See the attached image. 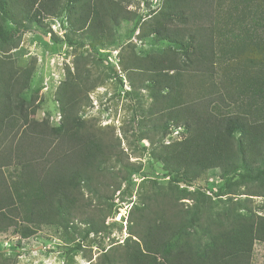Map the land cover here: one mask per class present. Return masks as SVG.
<instances>
[{
  "label": "trees",
  "instance_id": "1",
  "mask_svg": "<svg viewBox=\"0 0 264 264\" xmlns=\"http://www.w3.org/2000/svg\"><path fill=\"white\" fill-rule=\"evenodd\" d=\"M14 3L29 22L39 23L30 17L36 5L51 17L73 13L71 26L95 42L105 28L124 19L113 0ZM9 5V0H0V13L13 24L9 29L0 22V234L19 221L65 227L86 207L83 190L102 197L110 188L105 172L117 156L109 140L80 121L81 84L75 79L61 90L66 95L60 99L58 127L32 118L35 110L25 105L22 94L34 68L17 70L8 54L30 30L11 14ZM141 28V38L157 33L181 47L193 44L191 52L169 50L147 57L133 50L124 65L130 83L137 75L142 88H149L150 116H158L162 127L184 129L188 137L153 153L176 186L143 195L124 250L112 249L117 261L251 264L254 242H264V218L230 210L206 218L211 206L198 182L213 170L228 182H264V46L257 49L264 44V0H165L159 19ZM10 168L17 170L15 179L5 173ZM139 172L133 167L129 176ZM179 184L198 190H180ZM183 200L194 204L181 209ZM104 223L102 218L85 220L84 237L106 231ZM0 264L16 262L0 252Z\"/></svg>",
  "mask_w": 264,
  "mask_h": 264
},
{
  "label": "rangeland",
  "instance_id": "2",
  "mask_svg": "<svg viewBox=\"0 0 264 264\" xmlns=\"http://www.w3.org/2000/svg\"><path fill=\"white\" fill-rule=\"evenodd\" d=\"M14 1L9 0L11 14L30 31L22 35L19 47L8 54L17 70L34 68L22 94L25 105L35 110L32 118L38 122L48 120L51 127H58L60 99L66 95L61 90L75 79L81 84L80 121L87 129L109 140L117 156L107 166L104 182H109L110 188L102 197H93L88 190H83L86 207L82 206L65 227L19 221L16 227L0 234V252L16 264H119L118 254L112 249L119 253L124 250L136 217L135 206H141L143 195L176 186L153 153L159 152L163 145L182 142L188 137L184 129L172 125L162 127L163 121L158 116H150L153 98L149 88H142L137 75L134 83H130L124 65L133 50L138 56L147 57L169 50L191 52L193 44L188 42L181 47L157 33L140 37L141 25L159 19L165 0H113L119 3L124 19L118 26L105 28L96 42L71 26L70 20L75 14L64 12L59 17H51L44 11L38 12L36 5L30 17L36 16L39 23L29 22L23 19ZM62 2L65 4L68 0ZM228 7L229 4H224L225 9ZM0 22L6 28L13 27L2 13ZM251 48L255 51L256 45ZM133 167L140 172L130 177ZM16 172L10 168L5 173L15 179ZM198 184L211 206L206 218H215L225 210L244 217L264 218L263 180L236 178L228 182L219 170H213ZM178 188L188 192L198 190L184 184ZM182 203L184 210L194 204L189 200ZM90 218L104 219L107 229L86 239L85 220ZM104 254L109 257L101 259ZM251 264H264L263 241L254 242Z\"/></svg>",
  "mask_w": 264,
  "mask_h": 264
}]
</instances>
